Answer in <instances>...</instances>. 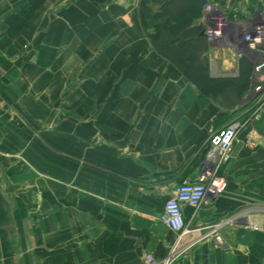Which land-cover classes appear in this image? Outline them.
Here are the masks:
<instances>
[{
    "label": "crops",
    "instance_id": "0c3cea01",
    "mask_svg": "<svg viewBox=\"0 0 264 264\" xmlns=\"http://www.w3.org/2000/svg\"><path fill=\"white\" fill-rule=\"evenodd\" d=\"M27 3L0 0V264L161 261L177 237L159 221L166 200L196 180L209 133L251 116V84L238 79L252 57L206 39L203 90L153 48L141 0H45L30 19ZM210 3L241 19L264 10V0ZM246 121L224 194L183 207L187 239L203 238L175 264H264V111ZM237 212L259 230L204 237Z\"/></svg>",
    "mask_w": 264,
    "mask_h": 264
},
{
    "label": "built area",
    "instance_id": "2783aa9c",
    "mask_svg": "<svg viewBox=\"0 0 264 264\" xmlns=\"http://www.w3.org/2000/svg\"><path fill=\"white\" fill-rule=\"evenodd\" d=\"M201 23L204 26V36L209 43L225 47L239 57L244 55L252 57L249 97L254 100V108L249 118L259 119L264 111V10H258L253 16L241 19L236 14L229 16L213 6L210 0H206ZM2 104L0 95V106ZM246 122L235 120L224 128L209 133L208 149L199 175L195 181L185 180L175 188L173 196L166 200L159 217L162 225L177 234L176 241L164 259L156 261L147 255L145 264H175L184 252L203 238L187 239L192 230L184 217L183 207L197 209L203 203L224 194L228 180L221 175V171L230 162L233 144ZM247 146L253 149L257 144L249 138ZM226 227L259 230V226L250 222L248 213L237 212L207 227L204 237L213 236L217 242H221L219 232Z\"/></svg>",
    "mask_w": 264,
    "mask_h": 264
},
{
    "label": "trees",
    "instance_id": "16d2710c",
    "mask_svg": "<svg viewBox=\"0 0 264 264\" xmlns=\"http://www.w3.org/2000/svg\"><path fill=\"white\" fill-rule=\"evenodd\" d=\"M179 1L181 0H141L139 11L142 26L157 53L177 65L189 80L204 90V84L199 81H205L208 76L207 65L200 60V53L206 49V38L201 35L204 30L201 18L206 0H186L187 11L174 15L168 25L164 26L163 17L168 9ZM44 2L45 0H28L22 9V15L30 19ZM192 60L197 62L199 68L191 65ZM249 68V63L243 59L238 82H247L246 89L250 82ZM117 88L118 85L107 101L101 118H106L118 103ZM95 167L97 168V165ZM117 242L116 237L106 240L105 251L109 252L110 244Z\"/></svg>",
    "mask_w": 264,
    "mask_h": 264
},
{
    "label": "rangeland",
    "instance_id": "374dc122",
    "mask_svg": "<svg viewBox=\"0 0 264 264\" xmlns=\"http://www.w3.org/2000/svg\"><path fill=\"white\" fill-rule=\"evenodd\" d=\"M187 7H188V3H187V1L186 0H181V1H179V3H176V4H174L173 6H171L169 9H168V11H167V13L165 14V16L163 17V25L164 26H167L168 25V23L170 22V18H172V17H174V15H176V14H179V13H181V12H183V11H187ZM191 65L195 68H199V65L197 64V62L196 61H194V60H192L191 61ZM249 118V116L248 117H246V119H245V121L247 120Z\"/></svg>",
    "mask_w": 264,
    "mask_h": 264
},
{
    "label": "water",
    "instance_id": "95a60500",
    "mask_svg": "<svg viewBox=\"0 0 264 264\" xmlns=\"http://www.w3.org/2000/svg\"><path fill=\"white\" fill-rule=\"evenodd\" d=\"M201 35L203 36V35H204V33L202 32V33H201Z\"/></svg>",
    "mask_w": 264,
    "mask_h": 264
}]
</instances>
